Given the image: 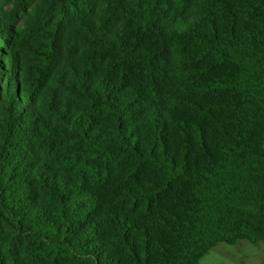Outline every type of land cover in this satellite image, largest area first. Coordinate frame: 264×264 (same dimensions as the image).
I'll return each mask as SVG.
<instances>
[{
    "label": "trees",
    "instance_id": "trees-1",
    "mask_svg": "<svg viewBox=\"0 0 264 264\" xmlns=\"http://www.w3.org/2000/svg\"><path fill=\"white\" fill-rule=\"evenodd\" d=\"M264 242V0H0V264H197Z\"/></svg>",
    "mask_w": 264,
    "mask_h": 264
},
{
    "label": "rangeland",
    "instance_id": "rangeland-1",
    "mask_svg": "<svg viewBox=\"0 0 264 264\" xmlns=\"http://www.w3.org/2000/svg\"><path fill=\"white\" fill-rule=\"evenodd\" d=\"M197 264H264V242L218 243Z\"/></svg>",
    "mask_w": 264,
    "mask_h": 264
}]
</instances>
